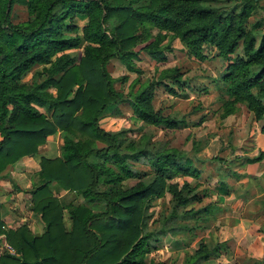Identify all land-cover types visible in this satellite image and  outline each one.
I'll return each instance as SVG.
<instances>
[{
    "label": "trees",
    "instance_id": "1",
    "mask_svg": "<svg viewBox=\"0 0 264 264\" xmlns=\"http://www.w3.org/2000/svg\"><path fill=\"white\" fill-rule=\"evenodd\" d=\"M15 5L26 10V20L12 22ZM259 9L264 0H0V179L9 165L37 155L48 137L62 135L60 155L42 156L31 177L32 210L43 232L26 224L8 228L0 206V236L14 251L5 249L0 264H165L148 260L161 238L193 234L202 216L214 212L211 203L187 209L202 202L187 180L199 178L200 169L152 134L128 139L121 137L125 130L104 129L101 117L124 104L146 125L183 123L153 103L159 87L179 94L182 70L163 68L143 79L136 65L145 57L168 63L178 40L198 61L206 59L204 47L217 51L231 97L222 118L244 104L264 133V21L252 20ZM77 19L86 20L82 28ZM114 59L137 74L127 95L115 83L128 76L117 81L109 72ZM139 163L148 170H138ZM73 193L82 201L67 199ZM166 194L170 211L161 212L158 229L151 230L150 208ZM259 231L264 234V224ZM220 247L202 238L184 263H207Z\"/></svg>",
    "mask_w": 264,
    "mask_h": 264
},
{
    "label": "rangeland",
    "instance_id": "2",
    "mask_svg": "<svg viewBox=\"0 0 264 264\" xmlns=\"http://www.w3.org/2000/svg\"><path fill=\"white\" fill-rule=\"evenodd\" d=\"M258 11L252 20L263 17L264 21V11ZM26 19V10L15 5L12 22ZM82 24L79 22V26ZM173 48V53L168 54V63H156L145 57L136 61V65L141 68L143 79L153 78L163 68L178 67L182 70L185 84L182 90H178L179 94H168L159 87L155 90L153 103L164 115L184 122L173 129L146 125L137 120L129 106L124 104L105 111L100 121L101 127L108 131L125 130L122 138L138 139L143 134H152L153 141L186 152L200 169L199 178L187 180L194 186L193 194L202 200L201 203H191L187 209L201 208L209 203L215 205L213 213L202 216L193 234L163 236L157 250L148 255V260L185 264V255L192 253L199 241L205 238L221 247L218 257L203 264H264V234L259 231L264 224V155L260 161L252 160L264 154L263 122L256 121L244 104L237 105L234 114L222 118L223 104L231 97L223 80L225 63L214 48L204 47V61L189 58L178 40L173 42ZM78 52L81 57L82 48ZM108 69L117 81L128 76L126 83H115V87L127 95L137 74L128 72L117 59L109 63ZM34 72H29L26 78L31 80ZM48 145L47 157H58L60 138H54ZM136 168L148 170L143 163L137 164ZM222 184L225 185L223 190ZM65 194L67 192L61 195ZM67 197L82 201L75 194ZM170 198V194H166L153 201L149 221L151 230L158 229L161 212L170 211ZM64 220L69 226L71 220L67 213H64ZM38 223L43 232V222ZM252 230L259 234H253Z\"/></svg>",
    "mask_w": 264,
    "mask_h": 264
},
{
    "label": "crops",
    "instance_id": "3",
    "mask_svg": "<svg viewBox=\"0 0 264 264\" xmlns=\"http://www.w3.org/2000/svg\"><path fill=\"white\" fill-rule=\"evenodd\" d=\"M85 21L77 19L76 24L79 25V22H82L83 24L79 26L82 28ZM85 45H82V51ZM54 138H60L62 145V135L60 132H57L55 135L48 137L47 143L40 147L37 155L21 158L15 164L9 165L2 173L4 177L0 179L1 216L8 228L17 229L21 225L26 224L32 232L37 234L42 233L41 224L38 223V221H41L40 216L32 210L33 180L31 177L40 169V158L48 156V144ZM59 155L60 149H58L56 156ZM254 231L252 230L253 234H259ZM6 245L7 243L4 238L0 236V255L7 249Z\"/></svg>",
    "mask_w": 264,
    "mask_h": 264
},
{
    "label": "built area",
    "instance_id": "4",
    "mask_svg": "<svg viewBox=\"0 0 264 264\" xmlns=\"http://www.w3.org/2000/svg\"><path fill=\"white\" fill-rule=\"evenodd\" d=\"M6 247H7L8 250H10V252H11L12 254H14V251L10 248V246L7 245Z\"/></svg>",
    "mask_w": 264,
    "mask_h": 264
}]
</instances>
